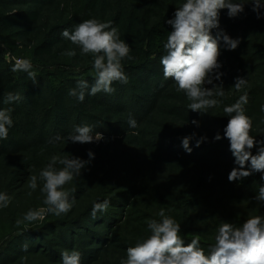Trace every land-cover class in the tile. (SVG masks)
I'll return each instance as SVG.
<instances>
[{"label":"rangeland","instance_id":"obj_1","mask_svg":"<svg viewBox=\"0 0 264 264\" xmlns=\"http://www.w3.org/2000/svg\"><path fill=\"white\" fill-rule=\"evenodd\" d=\"M185 2L28 0L22 4H0V57L8 64H14L17 59H29L36 75L45 79L51 69H56L50 65H62L59 72L64 78L88 80L90 86L94 83L89 81L94 79L92 54L82 55L80 48L64 39L61 33L65 29L72 31L87 19L110 22L118 29L120 39L130 46L131 59L122 61L127 84L132 85L137 96L146 98L143 112L133 116L137 122L133 129L128 125L129 118L133 117L125 112L127 102L122 106L125 113L116 114L117 107H108L106 102L89 104L99 98L86 95L85 100L79 102L76 97H69V103L85 114L81 125H90L94 132L103 134V140L87 144L66 140L76 128L72 124L75 116L70 118L71 113L63 112L68 101L58 103L57 114L70 119V126L47 141L35 140L32 145L23 146V139L29 141L27 134L23 133V139L15 134V128L23 125L22 119L14 121L15 128L9 129L6 139L9 143L0 149V192L11 197L9 206L0 208V264H62L61 253L73 249L81 253V264H121L127 258V248L150 235L148 222L159 221L161 209L181 225L180 235L185 243L199 235L211 245L222 222L240 226L250 217L264 216V203L254 199L258 193L250 192L246 198L225 197L217 204L204 205V197L212 193L219 182L243 184L253 178L258 189L264 185L260 172L239 181L228 180L237 165L229 150V140L224 137L230 117L223 111L225 106L246 95L247 103L243 107L245 115L252 120L250 135L264 140V7L259 9L260 18L253 11L251 0H231L244 4V11L234 18L227 15V9L219 11V28L213 29L211 34L216 37L220 32L226 33L239 40V44L234 50H228L223 40H219L221 67L212 74L213 83H205L203 87L222 86L225 94L214 97L220 101L215 108L200 113L188 109L190 101L186 94L177 90L172 78H164L160 63L156 70L153 62L166 54L161 50L173 30L167 21L174 19L177 8ZM159 30L163 33L160 38L155 36ZM70 49L76 51L74 57L62 54ZM147 62L156 84H161L160 91L153 90L151 85H142L125 69ZM34 63L48 68L36 66V71ZM216 73L222 74L219 80L215 79ZM237 77L246 80L239 90L233 87ZM76 85L72 84L70 89ZM18 90L31 94L25 86ZM4 92L5 88L0 87V95ZM28 101L24 97V106L17 101L4 103L3 109L12 105L26 109ZM64 122L59 124L61 129ZM217 133L221 136L219 140L215 139ZM57 135L65 139L57 141ZM186 136L192 137L191 152L182 146V138ZM202 137L206 139L197 147ZM14 140L19 148L16 143L12 144ZM89 151L94 154L93 158L88 156ZM251 151L257 154V147ZM54 156L89 161L80 177L64 185L71 194L70 199L75 200L72 209L60 216L48 213L42 221L17 224L30 209L46 207L39 173ZM56 167L62 165L57 163ZM33 175L38 177L35 190L28 187ZM104 200L110 202L108 209L98 212L93 219V204Z\"/></svg>","mask_w":264,"mask_h":264},{"label":"clouds","instance_id":"obj_2","mask_svg":"<svg viewBox=\"0 0 264 264\" xmlns=\"http://www.w3.org/2000/svg\"><path fill=\"white\" fill-rule=\"evenodd\" d=\"M251 2L253 11L257 12V18H260L259 9L264 7V0ZM221 9H227V15L234 18L244 11V4L233 3L231 0H186L177 8L174 19L167 21L173 30L163 45L166 52L160 59L163 76L165 79L172 78L177 84V90L186 94L190 101L188 109L191 111L207 113L208 109L215 108L220 103L214 97H223L225 94L222 86L214 85L212 89L203 87L205 83H213L212 74L221 67L218 63L219 40H223L228 50H234L239 44V40L226 33L220 32L216 37L211 34L213 29L219 28ZM61 35L78 46L82 55L92 54L94 83L89 86L87 80H78L76 87L69 90L70 96L83 102L86 94L94 96L101 91L112 93L115 90L112 87L114 82H128L122 61L131 59L130 46L120 39L118 29L112 27L110 22L87 19L72 31L65 29ZM62 54L74 57L76 51L70 49ZM11 71L24 72L33 82L36 81V72L33 71L29 59H17ZM221 75L216 73L215 79L219 80ZM245 83L244 78L237 77L233 87L239 90ZM20 98L19 94L9 92L4 103L11 104ZM246 103L247 96L242 95L234 104L223 108L226 116L230 117L224 128V137L229 140V150L237 165L228 175L230 182L247 178L254 172H260L261 180H264V140H256L250 135L252 120L245 115L243 105ZM11 112V108L0 109V139L8 138L9 128L13 124ZM128 125L134 129L137 122L134 118H129ZM55 139L61 141L65 138L57 135ZM103 139V134L94 132L90 125L77 126L74 133L66 137L67 142L81 144ZM191 139V136L182 138V146L188 152L192 150L189 147ZM203 139L206 138L202 137L197 141V147ZM215 139H221L219 133ZM253 147H257L255 155L251 151ZM88 156L93 158L94 154L89 151ZM57 163L62 167H56ZM88 163L89 161L78 157L54 156L39 173V180L43 181L41 191L45 195L43 204L46 207L30 209L17 224L42 221L48 213L56 216L67 214L75 200L70 199L71 194L64 189V185L80 177ZM37 182L38 177L31 176L28 187L35 190ZM254 199L264 203V185L259 187ZM10 202L11 197L0 192V208L8 207ZM109 203L108 200L94 203L91 210L93 219L98 212H105ZM158 215L161 218L159 221L153 219L148 222L150 235L134 247L127 248V258L121 264H264V216L250 217L240 226L222 222L215 236V243L210 245L206 253L200 246L199 235L185 243V239L180 235L181 225L166 215L163 209ZM61 259L62 264H81V253L74 249L64 250Z\"/></svg>","mask_w":264,"mask_h":264},{"label":"trees","instance_id":"obj_3","mask_svg":"<svg viewBox=\"0 0 264 264\" xmlns=\"http://www.w3.org/2000/svg\"><path fill=\"white\" fill-rule=\"evenodd\" d=\"M27 1L28 0H4L3 3L0 0V4H22L23 2ZM33 1L41 2L42 0ZM162 34V30H159L155 33V36L160 38ZM163 52H165L164 49L161 50V53ZM160 59L161 58L153 60V62L155 63L154 66H156V70H158L159 68L158 64L160 63ZM41 64L34 63V70L37 69L36 66H44L45 68H48L44 64ZM13 65L14 64H8L2 57H0V87L5 88L4 94L0 95V107H2L1 109H3L5 96L9 92L13 94H19L21 98L17 100V102L20 106L26 105V103H24V97L28 98L29 105L26 109H17L14 105H12V107L10 106V108L12 109L11 118L13 120V124L11 127L13 128L15 126V120L22 119L23 123L22 127H14L15 129H17L15 132L16 137L18 139H23L25 135L23 133H26V137L29 139V141L33 139L31 142L23 139V146L28 147L29 145H32L35 140L39 142L41 140L47 141L51 139V137L56 136L58 132L64 133V131L68 129V127L70 126V119L61 118L57 114L59 112L57 110V105L60 102L65 103L66 101H68L64 106L63 112L69 114L71 113L70 118L72 116H75L73 117V122L71 121L73 125H75L76 127L81 125V121L85 117V114L75 104L69 103V97L71 96L68 94L70 86L74 83H77V81L72 80L71 78L66 79L62 76V74L59 72V70H61L63 67L62 65H50V67L53 66V68L56 67V69H51L53 71L46 74V79L41 77L40 75H36L35 82H33L24 72L11 71ZM57 66L59 67L57 68ZM126 68L128 69L127 73H129L131 77H134L135 80L142 82V85H151L153 87V90H161V84H156L157 80L156 78H153V73L149 68L148 62L144 64L135 63L125 67V69ZM160 68L161 70H159L163 74V67L161 66ZM89 81L93 83L94 79H89ZM128 84L114 82L112 87L115 90L112 93H105L101 91L94 96L86 94L90 97L99 98V100L95 102L89 101V104L98 105L102 102H106L107 104H109L108 107H117L115 113L119 114L121 112H124L125 109L123 110L122 106L127 102L128 111L125 112L128 116L130 115L133 117L135 113L143 112L145 106L143 103H145L146 98L137 96V93H134V91H132V85L129 86ZM20 86H25L30 90L31 94L29 95L27 92H24L22 90L19 91L18 89L20 88ZM139 101L143 102L140 103ZM149 106L151 107V104H149ZM142 116H138V118H142ZM52 118L54 120L53 125L51 126ZM60 122H64L63 129L59 127ZM11 127L9 129H11ZM22 129H26L27 132H23ZM16 140L12 141V144L16 143L17 148H19L20 146L18 145V142H16ZM8 143V141L1 139L0 149H3ZM258 190V185H255V180L253 178L252 180L248 179V181H245L243 184H234L222 181L214 187V191L212 193L204 197V205L211 206L217 204L225 197L246 198V196H249L250 192H252V194H255L258 193ZM200 241V246L204 248L205 252L207 253L211 242H209L208 240L206 241L202 238H200Z\"/></svg>","mask_w":264,"mask_h":264}]
</instances>
